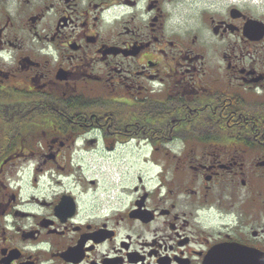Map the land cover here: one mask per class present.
<instances>
[{"label":"flooded vegetation","instance_id":"flooded-vegetation-1","mask_svg":"<svg viewBox=\"0 0 264 264\" xmlns=\"http://www.w3.org/2000/svg\"><path fill=\"white\" fill-rule=\"evenodd\" d=\"M174 1L0 0V264H264V0Z\"/></svg>","mask_w":264,"mask_h":264},{"label":"rangeland","instance_id":"rangeland-1","mask_svg":"<svg viewBox=\"0 0 264 264\" xmlns=\"http://www.w3.org/2000/svg\"><path fill=\"white\" fill-rule=\"evenodd\" d=\"M191 2H192V0H180L179 3H178L177 0H176V1L173 2L172 5L174 6V9L176 8L174 10L176 13L178 12L179 8L181 10L184 9V10H189L190 11L191 8H192ZM180 5H182V6L180 7Z\"/></svg>","mask_w":264,"mask_h":264}]
</instances>
